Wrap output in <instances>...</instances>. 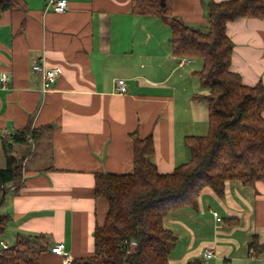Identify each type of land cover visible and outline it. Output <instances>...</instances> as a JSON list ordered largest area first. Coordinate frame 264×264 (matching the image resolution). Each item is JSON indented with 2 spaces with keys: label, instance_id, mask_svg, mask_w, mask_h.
<instances>
[{
  "label": "crops",
  "instance_id": "crops-1",
  "mask_svg": "<svg viewBox=\"0 0 264 264\" xmlns=\"http://www.w3.org/2000/svg\"><path fill=\"white\" fill-rule=\"evenodd\" d=\"M24 1L25 10L0 18V78L6 73L11 79L4 88L0 83V140L28 126L51 129L27 145H13L19 157L25 146L31 151L33 143L35 150L2 211L12 217L16 237L48 235L50 250L41 262L61 264L52 253L59 243L75 259L94 254V230L108 211V202L94 196L95 174L132 170L130 134H153L154 162L160 173H171L190 160L184 138L200 121L189 109L205 102L193 100L200 86L190 80L198 71L189 64L178 68L170 28L157 18L132 15L130 0H67L62 14L50 0ZM209 1L227 0H173L174 15L189 26H204ZM227 35L234 45L231 71L245 85L264 84V20L237 19ZM37 60L61 71L47 94L32 70ZM119 79L126 81L127 94L118 93ZM198 199L197 209L169 213L164 227L179 242L190 240L186 248L200 258L210 249L225 264H264V251L257 258L250 251L255 235L264 245V182L230 181L222 196L206 187ZM171 258L170 264L184 262Z\"/></svg>",
  "mask_w": 264,
  "mask_h": 264
},
{
  "label": "trees",
  "instance_id": "trees-1",
  "mask_svg": "<svg viewBox=\"0 0 264 264\" xmlns=\"http://www.w3.org/2000/svg\"><path fill=\"white\" fill-rule=\"evenodd\" d=\"M162 3L130 0L131 13L159 19L171 30L175 56L203 62L197 75L208 94H194L193 100L208 104L207 135L186 137L190 160L162 174L154 162L153 134L142 138L138 130L131 133L132 170L95 174L94 196L108 202V211L104 223L94 230V254L73 258L71 264H170L179 243L175 233L164 227L170 212L196 209L206 187L222 196L230 181L250 186L264 182V84L245 85L240 75L231 71L234 45L227 35L228 24L237 19L264 20V0L209 1L207 24L199 27L189 26L174 15L173 0H164L165 6ZM26 6L24 0H0V18L7 11L25 10ZM47 129L51 126L32 130L28 126L13 136L2 137L6 166L0 168V237L13 223L2 211L6 194L21 186L28 154L25 149L20 158L13 145H27ZM31 146L34 152V144ZM50 241L46 234H19L13 246H0V264H43L41 259L50 250ZM250 248H254L255 258L264 251L257 235Z\"/></svg>",
  "mask_w": 264,
  "mask_h": 264
},
{
  "label": "rangeland",
  "instance_id": "rangeland-1",
  "mask_svg": "<svg viewBox=\"0 0 264 264\" xmlns=\"http://www.w3.org/2000/svg\"><path fill=\"white\" fill-rule=\"evenodd\" d=\"M157 20H159V19H157ZM183 59H187V60L190 59L191 60V62L189 63V66H192V69L194 71H201L202 70L203 62L201 60H199V59H191L189 57L180 58V60L177 63L178 68H180L179 67V62L181 60H183ZM186 65H187V63L184 64V66H186ZM182 70H184V69H182ZM190 81H191L190 85H194L193 82H195V86H196V84H197V86H200V87H197L198 89H197L195 94H205V95L208 94V90L207 89L204 90L202 88L201 81H200L199 77H196L195 79L190 80ZM189 111L193 112L196 122L200 121V123L197 125L196 128H193V129L190 130V135L189 136H204V135H207V132H208V128H207L208 127V104L206 102L205 103H197V104L194 105L193 109H189ZM204 126H205V129H204ZM192 134H199V135H192ZM189 136H186V137H189ZM185 138H184V141H185ZM26 148L27 147L25 146L24 150ZM4 154L5 153H4L3 145H2L1 140H0V167L1 168L4 167L3 161L4 160L6 161V157H5ZM30 155H31V151H28V154H27L26 158L29 157ZM4 157H5V159H4ZM21 157L22 156H20V158ZM29 167H30V163L28 164V168ZM198 204H199V199H198ZM186 209L194 210L195 208L185 207V208H182L181 210H186ZM173 212H176V211H173ZM170 213H172V212H170ZM202 219L204 220V217ZM238 234H240V233H237L236 235H238ZM212 235H214V233ZM16 239H17V237H16V235L14 233H12V227L11 226L5 232V234L2 237H0V241H3L5 244H7L10 247L15 244ZM133 242H135V241L131 242V246L135 247L136 245H133ZM189 242H190V240L188 241L187 238L183 237V238L180 239L179 245H177L178 246L177 249L174 250L172 252V254H171V257H172L171 261L172 262H174L176 259H180V260L184 261L183 264H187V261H189V260L193 261V260L198 259V260L201 261V264H212L213 262H215L217 264H225V262L222 259H221L222 261H220V259H216V258L207 260V259H204L203 255H201V258H200L199 255H196V253H197L196 250H188L186 248V246L189 244ZM0 246L3 248L1 242H0ZM234 250H236V249H234Z\"/></svg>",
  "mask_w": 264,
  "mask_h": 264
},
{
  "label": "built area",
  "instance_id": "built-area-1",
  "mask_svg": "<svg viewBox=\"0 0 264 264\" xmlns=\"http://www.w3.org/2000/svg\"><path fill=\"white\" fill-rule=\"evenodd\" d=\"M49 4L53 7L56 13H64L68 9V1L67 0H50ZM191 62L190 59H183L179 62V66L183 67L185 63L189 64ZM32 70L40 75L41 79V91L43 94H47L52 91L57 80L61 75V71L58 68H49L46 66L45 61L37 60L35 61ZM10 76L6 73H3L0 78L1 87L4 88L10 82ZM117 91L119 94H127L128 87L127 83L124 79H119L117 81ZM33 138H31L32 140ZM213 216L217 223H221L223 221L222 217L218 212H214ZM3 249H8L10 246L0 241ZM133 245H136L133 242ZM251 254H253L254 248H250ZM52 253L63 259L62 264H71L73 262V257L66 250V246L64 243H59L58 245L52 247ZM204 258L207 260L217 258V254L214 250H206L204 252Z\"/></svg>",
  "mask_w": 264,
  "mask_h": 264
},
{
  "label": "water",
  "instance_id": "water-1",
  "mask_svg": "<svg viewBox=\"0 0 264 264\" xmlns=\"http://www.w3.org/2000/svg\"><path fill=\"white\" fill-rule=\"evenodd\" d=\"M163 6H165V3H164V0H163V3H162Z\"/></svg>",
  "mask_w": 264,
  "mask_h": 264
}]
</instances>
